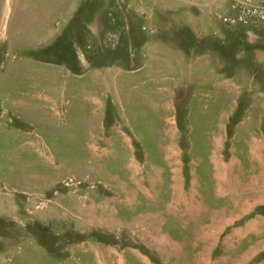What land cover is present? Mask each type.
<instances>
[{
  "label": "rangeland",
  "instance_id": "1",
  "mask_svg": "<svg viewBox=\"0 0 264 264\" xmlns=\"http://www.w3.org/2000/svg\"><path fill=\"white\" fill-rule=\"evenodd\" d=\"M70 1L0 0V264H264V0Z\"/></svg>",
  "mask_w": 264,
  "mask_h": 264
},
{
  "label": "crops",
  "instance_id": "2",
  "mask_svg": "<svg viewBox=\"0 0 264 264\" xmlns=\"http://www.w3.org/2000/svg\"><path fill=\"white\" fill-rule=\"evenodd\" d=\"M47 1H50V2H52V3H54L55 2V4L53 5L54 7H51V9H53L52 11L50 10H48V14H49V12H56L57 13V9L56 8H58V5H59V2H58V0H47ZM70 1V0H69ZM72 1H74V0H71L69 3H71ZM68 2V1H67ZM65 6H68L67 4H66V0H65V4H64V8H65ZM36 25H37V23H36ZM33 28H34V25H33ZM36 28V27H35ZM41 29V28H40ZM25 39L27 38V34H25ZM30 38H32V36L30 35ZM3 211V210H2ZM1 211V212H2ZM96 251H97V249H95ZM96 256V255H95Z\"/></svg>",
  "mask_w": 264,
  "mask_h": 264
}]
</instances>
